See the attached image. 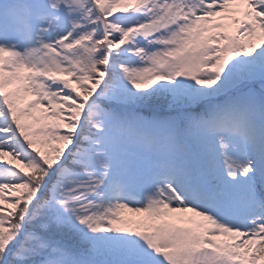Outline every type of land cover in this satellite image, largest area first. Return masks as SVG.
Masks as SVG:
<instances>
[{"label":"snow or ice","instance_id":"snow-or-ice-1","mask_svg":"<svg viewBox=\"0 0 264 264\" xmlns=\"http://www.w3.org/2000/svg\"><path fill=\"white\" fill-rule=\"evenodd\" d=\"M0 264H264V0H0Z\"/></svg>","mask_w":264,"mask_h":264}]
</instances>
